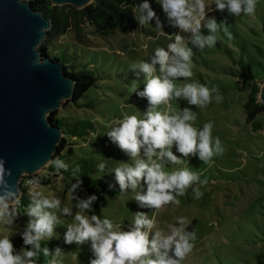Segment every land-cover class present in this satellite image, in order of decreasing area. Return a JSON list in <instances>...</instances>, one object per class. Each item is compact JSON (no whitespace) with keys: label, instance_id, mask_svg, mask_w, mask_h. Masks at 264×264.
Here are the masks:
<instances>
[{"label":"rangeland","instance_id":"rangeland-1","mask_svg":"<svg viewBox=\"0 0 264 264\" xmlns=\"http://www.w3.org/2000/svg\"><path fill=\"white\" fill-rule=\"evenodd\" d=\"M206 3L210 5L203 23L208 17H215L217 22L225 21L232 38L229 39L221 29L216 34L217 43L202 50L189 43L188 33L172 26L162 5L155 0L150 6L161 22L163 33L156 28L155 20L140 25L137 19L136 27L126 32L99 34L92 27L84 26L80 42L73 28H68L66 33L52 41L53 46L49 49L53 55H64L68 66L73 65L78 71L91 70L97 78L94 86L79 100L80 104L87 106L77 108L66 100L62 107L55 109L58 116L91 120L94 127L92 133L85 137L70 139L72 151L68 153L66 145L60 161L67 165L66 170L87 163L90 164L92 178L108 177L106 205L100 210V215L122 230L132 226L137 212L146 213L150 219L154 217L152 231L159 230L165 235L169 234V226H180L178 218L190 221L186 230L194 232L196 239L192 252L181 264H256L257 255L264 252V111L255 117L262 123V128L252 131L245 120L244 108L250 86L240 90L237 72L241 62H248L253 72L260 75L257 82L261 85L264 81V0H258L255 13L250 16L243 13L232 16L227 10L218 11L212 0H206ZM137 8L134 9L136 17L139 15ZM201 31L208 34L206 28L202 27ZM177 34L183 36L187 46L193 50V76L174 83L182 86L198 82L209 89H218L222 100L217 103V93L213 92L211 103L203 108L189 105L184 99H174L170 104L177 111L189 107L196 114L193 126L197 129L211 122L213 141L218 137L224 152L205 163L196 155L183 157L173 146V153L182 159V163H169L166 170L188 168L199 174L200 180L207 179V184L194 183L185 195L177 197L180 201L178 206L170 203L156 211L141 207L134 199L132 189L121 192L114 168L124 163L131 164L132 160L109 139L107 133L125 116L144 118L148 101L137 96L132 88L136 84L137 91H142L144 76L143 73L137 75L138 70L131 69L132 65L148 60L156 48L167 50V45L174 42ZM156 68L159 75V65ZM166 108V105H160L158 110ZM100 164L104 165L102 170ZM69 180L61 175L51 176L48 184L35 179L28 189L27 206L19 209L12 226L0 224V236L12 231L9 237L12 243L18 237L19 224L30 219L27 209L32 202L30 193L33 190L41 191L48 198H59L61 207L70 206L74 215L79 209L67 189ZM193 188H199L203 193L199 199L195 197ZM144 190L146 185L142 181L137 191ZM55 214L60 219V224L54 229L56 236L46 240H56L62 245L61 264H90L94 258L90 243H64L67 224L72 222V217L59 211ZM22 248L15 250L19 252Z\"/></svg>","mask_w":264,"mask_h":264},{"label":"clouds","instance_id":"clouds-1","mask_svg":"<svg viewBox=\"0 0 264 264\" xmlns=\"http://www.w3.org/2000/svg\"><path fill=\"white\" fill-rule=\"evenodd\" d=\"M172 26L181 32L189 34V43L196 48L213 47L217 43V33L221 29L229 39L232 34L226 27V22H217L215 17H208L206 23V9L210 4L206 0H158ZM218 11L227 10L232 16L254 15L258 0H212ZM139 15L136 17L140 25L156 21V28L163 33L160 20L156 17L148 0H142L138 5ZM206 28L208 34L202 33ZM192 48L185 43L183 36L175 35V40L165 48H156L154 55L146 61H140L132 68L138 70L137 75L143 73L144 87L137 91L133 84V91L137 96L148 101L144 118L136 115L125 116L107 133L109 139L119 149L127 153L132 163H124L114 168L115 180L121 192L132 189L134 199L141 207L161 210L167 204L179 205L178 196H183L194 183L207 184V179L200 180L199 174L188 168L167 171L166 165L181 164L182 159L173 153L176 151L183 157L198 156L199 160L207 163L214 155H222L224 148L217 137L213 141L211 122L205 123L202 129L193 126L196 114L185 107L179 111L174 109L170 101L184 99L189 105L206 107L211 103L212 93L216 92L219 103L222 96L218 89H209L198 82H191L178 86L174 81L189 79L192 72ZM156 65H159L157 75ZM160 105H166L164 111L158 110ZM143 150V156H141ZM59 166L67 169V165L57 160ZM103 164L99 165L102 170ZM10 170L4 168V161L0 160V224L12 226L19 214L20 200L17 191L8 182ZM146 190L137 191L141 182ZM73 185V188L77 187ZM195 197L199 199L203 193L199 188H193ZM31 204L27 215L30 217L23 232L21 251L14 248L10 235L0 236V264H38L40 254L51 257L49 264H61L62 250L56 247L50 252L41 247V240L56 236L55 227L60 224L55 211L64 216L72 217L67 224L64 243H90L94 258L90 264H181V261L192 252L196 235L186 230L190 221L178 218L180 226H169V234L165 235L155 227V218H149L144 212H137L132 226L122 230L114 226L108 218H100L96 214L88 215L92 211L93 202L97 199L90 195L79 200V209L73 215L70 206L61 207V200L48 198L41 191L30 193ZM54 210V211H53ZM11 229V227H8Z\"/></svg>","mask_w":264,"mask_h":264},{"label":"water","instance_id":"water-1","mask_svg":"<svg viewBox=\"0 0 264 264\" xmlns=\"http://www.w3.org/2000/svg\"><path fill=\"white\" fill-rule=\"evenodd\" d=\"M50 1L82 9L92 0ZM30 2L0 0V160L19 199L24 176L34 177L52 163L64 134L48 116L75 89L63 64L42 55L39 48L51 21ZM258 97L264 104V81Z\"/></svg>","mask_w":264,"mask_h":264},{"label":"trees","instance_id":"trees-1","mask_svg":"<svg viewBox=\"0 0 264 264\" xmlns=\"http://www.w3.org/2000/svg\"><path fill=\"white\" fill-rule=\"evenodd\" d=\"M153 0H148V3L152 5ZM158 1V0H155ZM142 2V0H92L87 6L82 9H75L69 5L52 6L50 0H31L30 6L41 12L46 17L50 18L51 26L47 30L45 41L40 46L42 55L52 60L60 62L64 66V72L67 76L71 77L74 81L75 89L72 98L69 100L77 108L85 107L86 104H80L79 100L84 97L87 90L94 86L97 78L94 76L91 70H75L74 66H68V61L64 58V55H53V51H50L52 41L59 35L66 33L68 28H73L77 33V39L82 41V32L84 26H90L95 32L99 34L112 33L115 31L126 32L136 27L137 18L135 15V7ZM253 67L248 62H241L240 69L237 72V77L240 80V90H244L250 86L248 92V98L244 104L245 108V120L251 125L252 131H257L262 128V123L255 120V117L264 111V104L258 101V94L260 84L257 82L258 72H253ZM260 76V75H259ZM263 82H261L262 84ZM50 122L53 125L62 128L64 136L58 145V150L53 155V161L46 167V171L49 172L48 178L43 179L42 183L48 184L51 180V176L57 177L58 175L68 177L69 183L67 189L70 192V197L74 203L79 200L85 199L90 195H95L97 199L93 202L92 211L88 212V215L96 214L101 218L100 210L106 205L105 191L109 189L107 186L108 177L92 178L90 175L92 170L89 168L90 164L79 166L77 168H70L68 170H61L59 162L62 158V151L65 150L68 145V153L72 151L70 139L85 137L89 133H92L93 122L91 120H77L66 116H58L55 110H53L48 116ZM67 140V141H66ZM80 181L77 187L73 188V185H77V181ZM21 196L19 209L26 207V196L28 190L20 186ZM27 223H20V233L23 232ZM18 235L13 240V244L16 249L20 247H28L23 245L22 236ZM41 247L48 248L50 252L54 251L56 247H62L56 240H41ZM264 259V252L257 255L256 264H262ZM51 257H44L40 254L38 264H49Z\"/></svg>","mask_w":264,"mask_h":264},{"label":"built area","instance_id":"built-area-1","mask_svg":"<svg viewBox=\"0 0 264 264\" xmlns=\"http://www.w3.org/2000/svg\"><path fill=\"white\" fill-rule=\"evenodd\" d=\"M40 173V175H38ZM34 177H31L29 175L24 176V178L20 182V186L23 188H26L27 190L29 189L30 186H32L35 182V179H38V181H43V179L48 178L49 172L46 171V166L44 167L43 170L38 172ZM39 176V177H37Z\"/></svg>","mask_w":264,"mask_h":264}]
</instances>
